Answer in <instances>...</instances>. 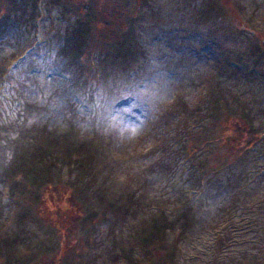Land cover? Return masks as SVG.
I'll return each instance as SVG.
<instances>
[{
    "label": "rangeland",
    "instance_id": "rangeland-1",
    "mask_svg": "<svg viewBox=\"0 0 264 264\" xmlns=\"http://www.w3.org/2000/svg\"><path fill=\"white\" fill-rule=\"evenodd\" d=\"M79 1L0 0V259L264 264V0H125L123 60L75 56ZM75 146V201L36 202Z\"/></svg>",
    "mask_w": 264,
    "mask_h": 264
},
{
    "label": "trees",
    "instance_id": "trees-1",
    "mask_svg": "<svg viewBox=\"0 0 264 264\" xmlns=\"http://www.w3.org/2000/svg\"><path fill=\"white\" fill-rule=\"evenodd\" d=\"M125 0H109L108 2H104L102 5L97 6L95 0H80L77 7V16L75 21V29L71 31V40L72 46L75 45L74 51L77 53L75 56H80L82 52L88 53L89 57H91V47L92 44L95 46H100L102 49L106 48L110 56H113L116 60H123L130 54H133L131 49V44L135 42L136 36V27L131 23L129 16L125 15L124 12H120L121 7H123ZM128 1V0H127ZM68 2V1H67ZM14 6V3L11 4ZM71 6L70 4H68ZM12 12V11H11ZM133 25V26H132ZM93 34V43L88 44L87 35ZM258 52L264 53V44L257 45ZM87 48V49H86ZM69 49L71 47L69 46ZM106 54V55H107ZM74 56V57H75ZM91 61V60H90ZM70 65V64H69ZM86 65V64H85ZM83 65V67L87 68V66ZM71 66V65H70ZM78 77V76H77ZM221 98V97H220ZM238 124H236L237 126ZM252 126V125H250ZM249 126L245 123L239 124L235 131L237 135H234V131L232 136L238 139H255L256 134L253 132L252 128H248ZM253 132V133H251ZM229 137V136H227ZM207 142V141H206ZM206 144V143H205ZM205 144L202 148L205 147ZM202 149L201 146L198 145L196 149ZM241 148V147H240ZM206 149V148H204ZM203 149V150H204ZM80 148L75 146L74 148H69L67 150V156L70 157L73 154V168H74V179L63 180V178L55 177L56 181H53L52 173L50 169L47 167V172L43 177L33 178V199L36 202L46 201L48 202L46 195L48 192H52L56 194L58 199L57 201H75L77 198V191L80 186H82L83 182L87 180L86 171H88L89 166H91V160L87 157H74V154H78ZM234 151L228 150L227 153L229 155H233L234 152L240 151L238 149V145L233 149ZM226 153V154H227ZM70 159V158H69ZM70 159L68 165L71 166ZM47 175V177H45ZM58 180V181H57ZM47 183V184H46ZM56 183V184H54ZM47 186L46 189L38 191L43 187ZM62 186V188H60ZM39 190H35L38 189ZM80 196V195H79ZM78 247V246H77ZM76 247V248H77ZM75 248V249H76ZM47 252H44L42 255L47 257ZM55 252V251H54ZM57 252V251H56ZM54 253L55 256L57 253ZM45 258V257H44ZM13 255L9 252L3 253L0 259V263L2 264H41L39 260H36L31 254L28 256L16 257L13 259L15 262L12 263ZM38 259V257H37ZM45 260V259H43ZM45 262V261H44ZM46 263V262H45ZM48 263V261H47ZM50 263L54 264L55 261H50ZM49 264V263H48Z\"/></svg>",
    "mask_w": 264,
    "mask_h": 264
}]
</instances>
